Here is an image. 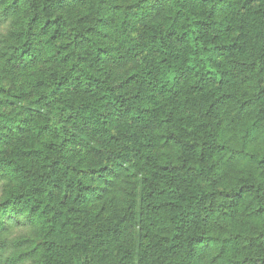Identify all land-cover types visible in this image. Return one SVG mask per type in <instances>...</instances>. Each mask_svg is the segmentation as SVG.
I'll return each mask as SVG.
<instances>
[{
  "label": "trees",
  "instance_id": "1",
  "mask_svg": "<svg viewBox=\"0 0 264 264\" xmlns=\"http://www.w3.org/2000/svg\"><path fill=\"white\" fill-rule=\"evenodd\" d=\"M0 264H264V0H0Z\"/></svg>",
  "mask_w": 264,
  "mask_h": 264
},
{
  "label": "rangeland",
  "instance_id": "2",
  "mask_svg": "<svg viewBox=\"0 0 264 264\" xmlns=\"http://www.w3.org/2000/svg\"><path fill=\"white\" fill-rule=\"evenodd\" d=\"M133 63L130 61H126L121 65H117V64H111V71L114 74V76L117 77H124L127 72L132 68Z\"/></svg>",
  "mask_w": 264,
  "mask_h": 264
}]
</instances>
